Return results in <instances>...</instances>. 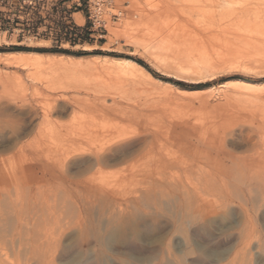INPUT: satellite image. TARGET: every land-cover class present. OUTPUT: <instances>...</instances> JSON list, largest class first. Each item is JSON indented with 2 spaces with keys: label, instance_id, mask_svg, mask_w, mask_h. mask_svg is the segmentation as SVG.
Here are the masks:
<instances>
[{
  "label": "rangeland",
  "instance_id": "1",
  "mask_svg": "<svg viewBox=\"0 0 264 264\" xmlns=\"http://www.w3.org/2000/svg\"><path fill=\"white\" fill-rule=\"evenodd\" d=\"M2 9L8 11L9 19L0 16V33L12 43H0V52L14 47L44 52L58 48L72 55L81 52L83 55L139 59L152 76L171 83L179 82L184 87L173 84L188 90L175 91L182 97L177 99L173 90L151 86L141 78H116L112 71L115 77L111 79V69L107 72L91 71L95 77H91V82H97L88 84L76 77L75 80L57 77L48 70L32 73L26 78L24 69L0 64V249L4 253L3 264H79L91 251L101 254L102 264H159L156 258L145 253H114L120 243L119 227L110 226L105 232L96 229L99 220L107 219L110 210L107 203L96 204L88 210L89 213L79 209L81 194L102 187L110 188L112 196L122 201L129 224L128 235L144 246L171 249L170 255L165 254V264H193L192 258L206 260L205 264H264V227L260 221L252 224L254 231L250 226L247 228L253 234L251 237L256 234L260 241L256 240V235L253 242L251 238L250 246L246 247L247 250L251 248L248 254L243 244L236 241H224L222 245L226 244L218 247L199 242L188 235L184 221L193 209H203L219 230L238 227L240 217L242 219L241 209L264 201V194L261 195L264 191V60L261 59L264 58L261 54H264V38H260L263 35H243L247 27L248 31L254 28L264 31V0H107L103 15L106 24L98 28L91 26L86 18V7L83 3L78 6L77 0H4ZM116 10L123 11L118 18L112 17ZM63 11H66V19L76 26L89 29L93 49L82 48L81 45L89 43L75 44L78 45L75 47L59 38L62 31L57 21L62 20ZM257 20L261 27H258ZM129 23L145 27L136 25L130 30L128 27L129 34L136 35L138 40L115 38L110 34L109 27ZM149 24L154 27L151 29ZM148 27L151 30L156 28L158 32L155 29L148 32ZM133 29L137 34L130 33ZM143 32L144 37L141 36ZM146 32L157 34V38L153 34L152 40L160 43L155 40V45L166 41L162 42V39L168 41V37L179 40L176 45L167 44L169 50L168 47L162 50L166 52L162 56L166 54L167 58L168 55V61L179 56L177 58L188 63L202 52V59L205 56L216 64L207 72L201 69L200 73H191L199 77L196 79L178 76L175 68L166 66L169 62L163 65L156 59L157 46L152 50L138 42L145 41ZM175 33L180 36L175 38ZM160 35L164 37L158 40ZM189 39L196 40L190 42ZM100 46H104L103 49ZM197 46L199 48L195 49ZM152 51L155 52L152 54ZM217 56L218 59L231 56L230 60L237 57L236 61H240L228 60L232 63L222 64L215 59ZM98 72L102 73L103 79L111 75L106 79L119 81L115 91L108 93L98 87L102 79L96 78ZM238 81L251 82L252 85L245 88ZM118 88L124 93L117 92ZM129 92L137 94L132 93L131 99L125 100ZM253 92L263 100H254ZM121 99L124 118L111 115L109 123L154 132L158 138L122 162L93 166L82 175L75 173L74 167L64 165L68 151H95L100 145L99 137L75 144L73 127L79 117L75 120L73 111H78L83 119H89L99 115L101 105L121 102ZM55 104L59 107L65 104L67 108L60 111L67 112H55L59 111L53 109ZM188 200L190 203L185 206ZM148 213L156 215L158 222L144 227L138 215L145 217ZM97 216L99 220H96ZM253 225H257L256 228ZM38 238L59 242L67 253L59 257L39 248L34 252L30 242ZM113 259L117 262L113 263Z\"/></svg>",
  "mask_w": 264,
  "mask_h": 264
},
{
  "label": "bare ground",
  "instance_id": "2",
  "mask_svg": "<svg viewBox=\"0 0 264 264\" xmlns=\"http://www.w3.org/2000/svg\"><path fill=\"white\" fill-rule=\"evenodd\" d=\"M249 17V16H248ZM258 21V20H257ZM256 21V22H257ZM264 22V21H263ZM149 23V22H148ZM147 23V24H148ZM166 23V22H165ZM262 23V22H261ZM146 24V23H144ZM146 24V25H147ZM253 24V23H252ZM257 24V23H256ZM258 24L259 26L258 27H261L259 21H258ZM257 24V25H258ZM263 24V23H262ZM115 25V24H114ZM130 25V26H129ZM129 25L127 24V26L125 25H120L117 27H109V32L110 34L113 35V37L115 36V38L117 37H129V38H132V39H136V35L133 36L132 34H129V30H130V27H139L140 25H138L136 23V25L134 26H131V23H129ZM143 25V24H142ZM141 25V26H142ZM150 25H153V24H149L148 26L151 28ZM163 25V24H161ZM169 25V24H167ZM124 26V27H122ZM144 27V26H142ZM159 26V25H158ZM175 26V25H174ZM248 26V25H247ZM252 25H250L251 27ZM128 27H129V30H128ZM148 27V32L154 27L152 26V28L150 29ZM156 27V25H155ZM173 27V26H172ZM181 27V26H180ZM178 27V28H180ZM237 27V26H236ZM239 27V26H238ZM257 27V26H256ZM139 28V29H140ZM145 28V27H144ZM158 28V27H157ZM167 28H169V26H167ZM253 28H254V25H253ZM252 28V29H253ZM131 30L130 33H132ZM137 29V28H136ZM155 29V30H154ZM153 30L156 32V28H154ZM166 29V28H165ZM250 29V28H249ZM256 29V28H254ZM249 30L248 31V27H247V31H245V34L243 33V35H247V36H250V37H254V36H257L260 37L259 35H263V37H260V38H264V31L262 30L261 32V28H259L258 30ZM264 29V28H262ZM141 30V29H140ZM153 30H151V32H153ZM160 30V29H159ZM163 30V29H162ZM161 30V31H162ZM236 30V29H235ZM239 30V29H238ZM147 31V30H146ZM164 31V30H163ZM162 31V32H163ZM168 31V30H167ZM243 31V30H242ZM146 32V33H148ZM158 32V31H157ZM156 32V33H157ZM161 32V33H162ZM185 34L187 33L185 30H184ZM135 33V31L133 32ZM139 33V32H138ZM144 33V32H143ZM141 36L144 37L145 33ZM156 33H153V34H156ZM166 33V32H165ZM172 33V32H171ZM177 33V32H176ZM175 33V34H176ZM179 33V32H178ZM242 33V32H241ZM137 34V33H135ZM140 34H141V31H140ZM153 34H147L145 36V38L143 40H145L144 42H141V41H138L140 43H142L144 45V48H156V46L158 48L156 49H159V50H155V51H152V54L154 53L156 59L161 62L163 65L167 64V62H169L166 66L169 67H172V68H175L177 72H175V74H177L178 76H182V77H185V78H191L192 79H196V78H199L197 76H192L191 73H200L199 70L201 69H204L203 71H206V70H209L210 68H212L215 64H216V61H214L213 59H209V58H204L202 59V52H201V56L199 55L198 58L201 57V59H198V58H195L193 56V58H191V62H189V60L187 61L188 63H184V61H181L179 58V56H173L171 57L170 61L169 58H168V55H167V58H165V56H162V54L165 52H163L162 50L163 49H166L168 46L167 44L171 45L172 44H175L176 42H178L179 40H175L173 38H169L167 34V37H168V41H167V38L166 39H162V35H160V39L158 40H161L163 42V40L165 41L164 43H161L160 45H155L156 42H158L156 39V42L154 40L153 42ZM160 34V32H159ZM163 34V33H162ZM174 34V35H175ZM238 34V33H236ZM164 35V34H163ZM166 35V34H165ZM182 36L181 37H184L183 34H181ZM187 35V34H186ZM139 36V39L141 38L140 35ZM147 36H150V37H147ZM172 36H173V33H172ZM180 36V35H178ZM177 34L175 35V38L178 37ZM188 36V35H187ZM242 36V34H241ZM246 37V36H245ZM157 38V34H156V37ZM158 38H159V35H158ZM186 38V37H184ZM197 38V37H195ZM256 38V37H255ZM183 39V38H182ZM192 39V38H191ZM250 39V38H249ZM253 39V38H252ZM258 39V38H257ZM111 40V39H110ZM121 40V39H120ZM128 40V39H127ZM130 40V39H129ZM138 40V38L136 39ZM141 40V39H140ZM190 40V39H189ZM196 40V39H194ZM193 40V41H194ZM259 40V39H258ZM124 41V40H123ZM182 41V40H181ZM190 40V42H193ZM222 40H220L221 42ZM228 41V40H227ZM254 41V40H253ZM260 41V40H259ZM195 42V41H194ZM198 42H201V41H198ZM197 42V43H198ZM245 42V40H244ZM258 42V41H257ZM262 42V39L261 41ZM0 43H4V44H9V43H12L11 41L9 42V40H7L5 37H4V34L3 33H0ZM127 43V42H126ZM130 43V42H129ZM160 43V42H158ZM185 43H186V40H185ZM189 43V42H187ZM179 44V43H178ZM181 44V43H180ZM190 44V43H189ZM195 44V43H194ZM200 44V43H199ZM250 44V42L248 43ZM176 45V44H175ZM182 45V44H181ZM180 45V46H181ZM206 45V44H205ZM244 45V43H243ZM252 44H250L251 46ZM78 45H75V47H77ZM83 49H87V50H91L93 49V46L91 44H83L81 45ZM140 46V45H139ZM172 46V45H171ZM170 46V48H171ZM245 46V45H244ZM104 47V46H103ZM102 46H100V48L103 49ZM246 47V46H245ZM106 48V47H105ZM137 48V47H136ZM196 48H199L198 46L195 47ZM236 48V47H235ZM254 48L255 45H254ZM142 49V48H141ZM202 49V48H201ZM264 49V48H262ZM143 50V49H142ZM148 50V49H147ZM150 50V49H149ZM168 50H169V47H168ZM167 50V52H168ZM256 50V49H254ZM259 50V49H258ZM257 50V51H258ZM205 51V49H204ZM180 52V51H178ZM184 52V51H183ZM207 52V51H206ZM205 52V53H206ZM263 52V51H262ZM166 53V52H165ZM204 53V52H203ZM239 53V52H238ZM174 54V53H173ZM198 54V53H197ZM196 54V55H197ZM208 54V52H207ZM206 54V55H207ZM257 55V53H255ZM260 54V52H259ZM258 54V55H259ZM262 55H264L263 53H261ZM260 54V55H261ZM195 55V54H194ZM221 55V54H220ZM239 55V54H238ZM257 55V56H258ZM191 56V55H190ZM242 56V55H241ZM248 56V54H247ZM179 57V58H177ZM219 56L215 57V59L217 58L218 59ZM231 57V56H230ZM230 57L228 58L227 56H222L220 59H218V61H220V63H224V62H227L228 60H230ZM260 57V56H258ZM262 57V56H261ZM189 58V59H190ZM232 58V57H231ZM168 59V60H167ZM237 59V57H236ZM236 59H231L230 61L234 60V62H238L236 61ZM259 59V58H257ZM264 60V58H261ZM183 60V59H182ZM185 60V59H184ZM254 60V59H253ZM261 60V61H263ZM228 61V62H230ZM251 61V60H250ZM255 61V60H254ZM257 61V60H256ZM227 62V63H228ZM233 62V61H232ZM230 62V63H232ZM219 63V62H218ZM256 63V62H255ZM0 64H3L5 66H13V67H19V68H22L26 71V78L30 76V74L32 73H37L39 71H43V70H48V71H51V72H54L55 76L57 77H71L73 78V80H75L74 78L76 77V79H81L82 81H87L88 82H91V77L94 79L95 77H93V73H91V71L93 70H97V71H106L109 69H111V72L113 71L116 75V78L119 76V77H127V78H141L143 79L142 81H145L147 83H149L151 86H154V87H159V86H163L169 90H173L174 92L175 91H178V92H188L187 89L185 88H180L176 85H174L173 83H171L170 81H163V80H160L154 76L151 75V73L141 64H139L138 62H136L135 60L133 59H130V58H126V57H117V56H109V55H100V54H91V55H72V54H65V53H57V52H41V51H35V50H15V51H3V52H0ZM246 64V63H245ZM257 64V63H256ZM253 66V65H252ZM261 66V65H260ZM264 66V65H263ZM247 67V66H246ZM259 67V66H258ZM174 69V70H175ZM108 73L110 74L111 72ZM213 71V70H212ZM94 72V71H93ZM98 72V73H99ZM113 72H112V75H113ZM207 72V71H206ZM216 72V71H215ZM105 73V72H104ZM202 73V71H201ZM52 74V73H51ZM102 74V73H101ZM99 73V76H97L96 78H102V75ZM96 75V74H95ZM111 78V79H114V76ZM205 75V74H204ZM111 76V75H109ZM107 76V77H109ZM199 76V75H198ZM107 77H104V79L102 78L101 79V83L98 84V87L101 89V90H104L105 92H108V93H112V91L118 86V82L119 81H115V80H109V79H106ZM123 77V78H124ZM208 77V76H207ZM69 78V79H71ZM59 79V78H58ZM61 79V78H60ZM68 79V80H69ZM91 79V80H90ZM68 80H65V81H68ZM72 80V79H71ZM90 80V81H88ZM126 80V79H125ZM80 81V82H82ZM93 81H96V80H93ZM92 81V82H93ZM141 81V82H142ZM62 82V81H60ZM72 82V81H71ZM75 82V81H74ZM78 82V80H77ZM91 82V83H92ZM97 82V81H96ZM95 82V83H96ZM122 82V81H121ZM131 82L133 83V81L131 80ZM240 85H242L243 87L245 88H248L250 85H252L251 82H246V81H238ZM63 83V82H62ZM76 83V82H75ZM84 83V82H83ZM94 83V84H95ZM123 83V82H122ZM128 83V82H127ZM126 83V84H127ZM137 83V82H135ZM140 83V81H139ZM146 83V85H147ZM89 84V83H88ZM125 84V85H126ZM134 84V83H133ZM145 84V83H144ZM130 85V84H128ZM136 85H143V84H136ZM135 85V86H136ZM149 85V86H150ZM254 85V84H253ZM133 86V85H131ZM145 86V85H144ZM121 87H123L121 85ZM133 88V87H132ZM130 88V90L132 89ZM138 88V87H136ZM122 89V88H120ZM118 88L117 92L120 90ZM124 89V88H123ZM127 89H129L127 87ZM127 89L125 91V93H127ZM153 89V87L151 88ZM139 90V89H138ZM115 91V90H114ZM122 91V90H120ZM119 91V92H120ZM140 91V90H139ZM144 91V90H143ZM217 91V90H216ZM123 92V91H122ZM138 92V91H137ZM124 93V92H123ZM130 93V92H129ZM127 94V97L125 100H130L131 99V94L133 93H130V94ZM140 93V92H139ZM176 93V92H175ZM114 94V93H113ZM133 94H137V93H133ZM141 94V93H140ZM143 94V93H142ZM177 94V93H176ZM115 95V94H114ZM125 95V94H124ZM171 95V94H170ZM122 96V95H120ZM126 96V95H125ZM134 96V95H133ZM137 96V95H136ZM173 96V95H171ZM252 96L254 98V100H257V101H260V100H263V98L256 92H253L252 93ZM120 98V97H119ZM125 98V97H123ZM175 98L177 99H181V95L177 94L175 96ZM122 100V99H121ZM119 100V101H121ZM122 102H117V101H113L110 105H101L99 107V115L97 116H93V117H90L89 119H83L81 116L78 115V111H73V117H75V120L77 117H79V122H76V125L73 127V140L75 141V144H79L80 142L82 141H86V140H90L91 137H95V138H98L100 139V145L98 148H96L95 151H91V150H84V149H72L70 151H68V153L65 155L64 157V165H67L68 167H74L75 168V173H80L82 175V173L86 172L87 170H89L91 167L93 166H101V165H105V164H108V163H119V162H122L124 161L126 158L128 157H131L132 155H134L135 153H137L142 147H144L145 145L153 142L152 140H155L158 138V134L156 135V133L154 132H150V131H144V129H137V128H133V127H125V126H120L118 124H112V123H109V118L111 115H115V116H118L120 118H124V112L125 111H122ZM147 102V101H146ZM149 105V104H148ZM62 107H59V104H55L53 106V109H58L59 111H55V112H60V113H65L67 111H60V110H65L67 108V106L65 104L61 105ZM147 106V105H146ZM150 106V105H149ZM152 106V105H151ZM73 107V106H72ZM71 107V108H72ZM52 109V108H51ZM135 118V116H134ZM82 119V120H81ZM140 119V118H138ZM78 121V120H77ZM133 122V121H132ZM138 123H141V122H138ZM141 127L143 124H140ZM181 132V131H180ZM179 134V133H178ZM72 135V134H71ZM165 135V134H164ZM72 137V136H71ZM70 138V137H69ZM73 141V143H74ZM74 144V145H75ZM264 160V158L262 159ZM264 163V162H263ZM264 166V165H263ZM73 168V169H74ZM167 179V178H166ZM165 179V180H166ZM168 181V180H167ZM87 182V181H85ZM166 182V181H165ZM155 183V182H154ZM197 183V182H196ZM200 183V182H199ZM87 184V183H86ZM101 184V183H100ZM104 184V183H102ZM116 184V183H115ZM149 184V183H148ZM157 184V183H156ZM94 185V184H93ZM96 185V184H95ZM155 185V184H154ZM160 185V184H159ZM91 186V185H90ZM112 186V185H111ZM94 187V186H92ZM106 187V185H105ZM91 188V187H90ZM110 189V188H109ZM109 189H104L103 187L102 188H91L89 189L87 192H85V194H79V199H78V202H79V209H84V210H92V208L95 207L96 204H99L100 202L102 203H107L110 207V210H109V214L107 215V219L106 221H100L99 220V216L98 219L96 220H99L98 221V227L96 226V229H98L99 231L101 229H103L102 231H104L105 229H108V227H112V226H116V227H119L118 230H120V243L119 245L117 244V246L115 247L114 249V253L115 254H124V253H140V254H149L151 256H153L154 258H156L158 261L159 264H165L164 262V257H165V254H169L170 255V250H168L167 247H148V246H144L142 245L140 242L138 243L133 236L131 235H128L127 233V228H128V222L125 218V215L123 213V209L122 208V201H118L117 199L114 198V196H112L111 192ZM264 190V188H262ZM262 190V191H263ZM115 191V190H114ZM196 191V190H195ZM202 191V190H201ZM259 191V190H258ZM133 192V191H132ZM175 192V191H174ZM187 192V191H186ZM194 192V190H193ZM208 192V191H207ZM83 193V192H82ZM151 193V192H150ZM183 193V192H182ZM132 194V193H131ZM197 194V193H196ZM195 194V196H197ZM264 194V191L263 193H261V195ZM145 195V194H144ZM151 195V194H150ZM259 195V194H258ZM118 196V195H117ZM120 196V195H119ZM153 196V195H152ZM166 196V195H165ZM181 196V195H180ZM179 196V197H180ZM191 196V195H190ZM202 196V195H200ZM206 196V195H205ZM203 196V197H205ZM213 196V195H212ZM237 196V195H236ZM263 196V195H262ZM160 197V196H158ZM186 197V200L188 199L187 198V195L185 196ZM225 197V196H224ZM153 198V197H152ZM163 198V197H162ZM190 198V197H189ZM146 199V198H145ZM191 199V198H190ZM200 199H202V197H200ZM206 199V197H205ZM149 200V199H148ZM156 200V199H155ZM185 199H183L184 201ZM195 200V199H194ZM252 200V198H251ZM257 200V198H256ZM255 200V201H256ZM132 201V200H131ZM176 201H177V198H176ZM182 201V202H183ZM196 201V200H195ZM224 201V200H223ZM262 201H263V197H262ZM261 201V202H262ZM126 202V201H125ZM129 202V201H128ZM134 202V201H133ZM177 202H181L180 200L177 201ZM192 202V201H191ZM204 202V201H203ZM258 202V201H257ZM256 202V203H257ZM72 203V201H71ZM127 203V202H126ZM188 203H190V201L188 200L186 205H188ZM111 204V206H110ZM128 204V203H127ZM152 204V203H151ZM171 204V203H170ZM181 204V203H180ZM185 204V202L183 203V205ZM199 204V203H198ZM217 204V203H216ZM226 204V203H225ZM242 204V203H241ZM182 205V204H181ZM180 205V206H181ZM227 205V204H226ZM126 206V205H125ZM177 206V205H176ZM190 206V205H189ZM196 206V205H194ZM124 207V206H123ZM157 207V206H156ZM182 207V206H181ZM203 207V206H202ZM201 207V209H202ZM244 207V206H243ZM132 208V206H131ZM189 208V207H187ZM191 208V207H190ZM220 209V207H217ZM226 208V206H225ZM78 209V208H77ZM118 209V210H117ZM144 209V208H143ZM175 209V208H174ZM212 210V208H210ZM215 209V208H214ZM188 210V209H187ZM191 210V209H190ZM221 210H223L221 208ZM229 210V209H228ZM235 210V209H234ZM85 211V212H87ZM146 211V210H145ZM186 211V210H185ZM78 212V211H77ZM121 212V213H120ZM216 212V211H215ZM241 214H242V219L240 217V220L238 222V227H231V228H227V229H224V230H219V228H217L216 225H214L212 223V221L210 220V218H208L206 215L207 213H205L202 210H196V209H193L192 212L189 213V215L187 214L184 218V221L187 223V232H188V235L190 234L192 237H195V239L197 238V240L201 243H204V244H211L213 246H220L222 245V243L224 241H236V242H239L241 243V245L243 244V248L246 249L247 246H250L249 244L250 241H251V238H252V242H253V238H256L255 235L253 237H251V234H252V224H254L255 222L257 221H260L262 224H263V227H264V201L259 205L256 204V206H251V207H244L243 209H241ZM239 212V213H240ZM79 213V212H78ZM89 213V211H88ZM92 214V212H90ZM123 213V214H122ZM168 213V212H167ZM90 214V215H91ZM104 214V213H103ZM102 214V215H103ZM107 214V213H106ZM82 215V213H81ZM171 215V214H170ZM76 216V215H75ZM87 216V215H86ZM104 216H106L104 214ZM156 215H153L152 213H148L146 214V216L144 217V215H138V218L140 219V222L143 224V226L145 227H148L150 226L151 224H156L158 221H157V218L155 217ZM184 216V215H183ZM95 217V218H97ZM102 217V216H101ZM137 217V216H136ZM94 218V220H95ZM101 219V218H100ZM167 219V218H166ZM92 220V219H91ZM77 222V221H76ZM75 222V223H76ZM92 222V221H91ZM91 222L89 223V225H91L92 227L94 225L91 224ZM96 222V221H95ZM236 222V221H234ZM93 223V222H92ZM80 224V223H79ZM94 224V223H93ZM141 224V225H142ZM168 224V223H167ZM180 224V223H179ZM233 224V223H232ZM236 224V223H235ZM234 224V225H235ZM169 225V224H168ZM185 225V224H184ZM142 226V227H143ZM250 226L251 228V231L250 228L247 229L248 227ZM254 227L257 226V225H253ZM84 227V226H83ZM262 227V226H261ZM256 228V227H255ZM259 228V227H258ZM87 229V227H86ZM94 230V227L92 228ZM92 230V231H93ZM117 230V232H118ZM254 231V230H253ZM98 232V231H96ZM105 232V231H104ZM146 232V231H145ZM263 232V230H262ZM87 233V232H85ZM91 233V232H90ZM100 233V232H99ZM102 233V232H101ZM255 233H257V230L255 229ZM92 234H94L92 232ZM258 234V233H257ZM88 235V234H86ZM100 235V234H99ZM189 235V236H190ZM253 235V234H252ZM258 236V235H256ZM77 237V236H76ZM98 237V236H97ZM96 237V238H97ZM259 236L257 237V241L258 240ZM255 240V239H254ZM255 240V242H256ZM261 240V239H260ZM31 248L33 249V251L35 252V249L39 250L41 249H44V251L46 252H49L50 255H57L59 257H62L64 256L66 253H67V249L65 247H60V243L59 242H56V241H48V240H40V238L38 239H31ZM232 243V242H231ZM260 243V241H259ZM263 242L261 241V244ZM165 244V243H164ZM226 244V243H225ZM223 244V245H225ZM256 244V243H255ZM1 245V244H0ZM94 245V244H93ZM222 245V246H223ZM236 245V244H235ZM263 245V244H262ZM262 245L260 247H262ZM240 247V246H239ZM238 247V248H239ZM253 247L255 248V245H253ZM252 247V248H253ZM259 247V246H258ZM2 248V247H1ZM231 248V247H230ZM242 248V249H243ZM250 248V247H249ZM3 249V248H2ZM241 249V248H240ZM248 249V248H247ZM247 254H248V251L247 250ZM4 250V249H3ZM182 250V249H181ZM180 250V251H181ZM185 250V249H184ZM190 250V249H189ZM255 250V249H254ZM261 250V249H259ZM80 251V250H79ZM113 251V250H112ZM229 251V250H228ZM237 250H235L234 252H236ZM239 251V250H238ZM241 251V250H240ZM262 251V250H261ZM87 252V251H86ZM190 252V251H189ZM192 252V251H191ZM190 252V253H191ZM211 252V251H210ZM213 252V251H212ZM219 252V251H218ZM244 253V251H241ZM263 252V251H262ZM88 253V252H87ZM189 253V254H190ZM193 253V252H192ZM233 253V252H232ZM237 253V252H236ZM235 253V255H236ZM2 253L1 252V249H0V264H3V256H2ZM186 254H188V251L186 252ZM241 254V253H240ZM118 255V256H119ZM127 255V254H126ZM194 255V254H193ZM199 255V254H198ZM246 255V254H245ZM118 256H116L118 258ZM180 256V255H179ZM183 256V255H182ZM185 256V255H184ZM189 256H192V255H189ZM195 256H197V254H195ZM244 256V255H243ZM54 257V256H53ZM174 257V255H173ZM176 257V256H175ZM198 257V256H197ZM232 257V256H231ZM33 258V257H32ZM114 258V257H113ZM186 258V257H185ZM30 259V258H29ZM119 259V258H118ZM188 258H186L187 260ZM245 259V258H243ZM249 259V258H248ZM105 260V259H104ZM181 260V259H180ZM191 260V258H190ZM205 260V259H204ZM219 260V259H218ZM106 261V260H105ZM206 261V260H205ZM204 261V262H205ZM233 261V260H232ZM232 261H229L228 262H232ZM242 261V260H240ZM251 261V260H250ZM111 262V261H110ZM117 262L115 259H113V263ZM164 262V263H163ZM184 262V260H183ZM182 262V263H183ZM200 258H192V263L193 264H205ZM32 263V262H31ZM105 263V262H104ZM123 263V262H122ZM167 263V262H166ZM30 264V263H29ZM79 264H102V256L101 254L98 252V251H91L89 252V254L86 256L85 255V258L79 263ZM148 264V263H147ZM150 264V262H149ZM216 264V263H215ZM232 264V263H231Z\"/></svg>",
  "mask_w": 264,
  "mask_h": 264
},
{
  "label": "built area",
  "instance_id": "3",
  "mask_svg": "<svg viewBox=\"0 0 264 264\" xmlns=\"http://www.w3.org/2000/svg\"><path fill=\"white\" fill-rule=\"evenodd\" d=\"M40 1V0H38ZM107 2V0H77V5L81 6L82 3L86 7V18L88 22L91 24L92 27L98 28V27H104L106 24V20L103 18L104 15V5ZM4 7V0H0V16L2 18L9 19L8 11L5 9H2ZM66 11H63L64 15L61 16V21H57V24H64L65 26H70V22L68 21L67 15H65ZM122 10H116L115 13H112V17L118 18L120 15H122ZM64 18V19H63ZM1 21V19H0Z\"/></svg>",
  "mask_w": 264,
  "mask_h": 264
},
{
  "label": "trees",
  "instance_id": "4",
  "mask_svg": "<svg viewBox=\"0 0 264 264\" xmlns=\"http://www.w3.org/2000/svg\"><path fill=\"white\" fill-rule=\"evenodd\" d=\"M68 21L70 22L69 24L70 26L68 27L65 26L64 24H58V28H60L62 31V34H60L59 36L61 40L64 39L68 41L71 45L82 44V43H89V44L93 43V39L90 37V31L87 27H79L76 26L71 20L68 19ZM15 50H32V49H26L23 47H14L13 50H8V51H15ZM35 51L44 52V50H35ZM47 51L57 52V53H69L65 49H58V48H52ZM73 54L83 55L84 53L77 52ZM135 61L143 65L145 68H147V66L141 60L135 59ZM172 82L176 85H179L180 87H184V85L179 82H174V81Z\"/></svg>",
  "mask_w": 264,
  "mask_h": 264
}]
</instances>
